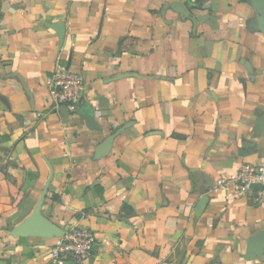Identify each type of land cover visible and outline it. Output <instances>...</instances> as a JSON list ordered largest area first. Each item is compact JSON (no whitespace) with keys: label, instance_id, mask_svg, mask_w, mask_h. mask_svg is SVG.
Returning a JSON list of instances; mask_svg holds the SVG:
<instances>
[{"label":"crops","instance_id":"0c3cea01","mask_svg":"<svg viewBox=\"0 0 264 264\" xmlns=\"http://www.w3.org/2000/svg\"><path fill=\"white\" fill-rule=\"evenodd\" d=\"M263 1L0 0V264H49L59 238L14 233L44 190L82 264H264V197L213 189L264 163Z\"/></svg>","mask_w":264,"mask_h":264},{"label":"built area","instance_id":"2783aa9c","mask_svg":"<svg viewBox=\"0 0 264 264\" xmlns=\"http://www.w3.org/2000/svg\"><path fill=\"white\" fill-rule=\"evenodd\" d=\"M82 83L79 74L68 70L56 71L49 81L55 107L75 110L81 99ZM252 185H260L261 190L251 188ZM213 187L216 192L231 189L234 194L245 195L255 191L264 197V163L245 164L237 172L219 178ZM95 247L96 239L92 233L71 227L49 250V264H66L69 260L82 264L93 256Z\"/></svg>","mask_w":264,"mask_h":264},{"label":"water","instance_id":"95a60500","mask_svg":"<svg viewBox=\"0 0 264 264\" xmlns=\"http://www.w3.org/2000/svg\"><path fill=\"white\" fill-rule=\"evenodd\" d=\"M261 6H264V1L260 3ZM261 26L264 27V14L262 15V20L260 21ZM53 29H55L58 32L59 38H62V31L59 32L58 25H52L50 26ZM61 30V29H60ZM59 89V88H57ZM85 120L87 123L91 121L90 117H85ZM251 188H257L258 190H261L260 185H252ZM46 190H44L42 197L34 210L33 214L19 227L15 229V235H21V236H36L41 238H60L63 236L64 232L54 226L49 220H47L45 217L41 215L40 207L43 202L44 196H45ZM206 199H203L198 206H200L202 203H204Z\"/></svg>","mask_w":264,"mask_h":264}]
</instances>
